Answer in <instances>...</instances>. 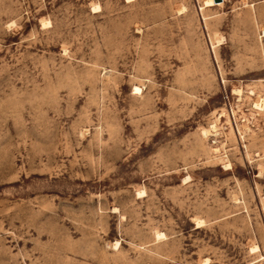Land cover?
<instances>
[{
  "label": "rangeland",
  "instance_id": "rangeland-1",
  "mask_svg": "<svg viewBox=\"0 0 264 264\" xmlns=\"http://www.w3.org/2000/svg\"><path fill=\"white\" fill-rule=\"evenodd\" d=\"M263 29L264 0H0V264H264Z\"/></svg>",
  "mask_w": 264,
  "mask_h": 264
},
{
  "label": "bare ground",
  "instance_id": "bare-ground-1",
  "mask_svg": "<svg viewBox=\"0 0 264 264\" xmlns=\"http://www.w3.org/2000/svg\"><path fill=\"white\" fill-rule=\"evenodd\" d=\"M223 1V0H222ZM222 1H220V2H214V0H205V4H206V6H212V5H219V4H221V2ZM97 6V5H96ZM98 8V6L96 7V8H94V9H97ZM48 23V22H47ZM262 34L264 35V29L262 30ZM133 90L135 91V93H140L141 92V87L140 86H134V88H133ZM235 92H237V93H241V90H236ZM262 101H263V99H261V101L258 103H254V107H258V108H262ZM213 128H215L214 126H212ZM209 129H206V128H201V130H200V132H201V136H202V138H207V136L209 135ZM215 150H217V148L215 149ZM228 165H229V163H228ZM224 167H226V166H224ZM230 167V166H229ZM144 194V193H143ZM201 222H203V221H201ZM198 223H200V222H198ZM201 225V224H200ZM157 235L158 236H160V238L161 237H163V236H161V235H163V234H160V233H157ZM118 242H116L115 243V245L117 244ZM117 246V245H116ZM253 249H255V248H257V246L255 245V246H253L252 247Z\"/></svg>",
  "mask_w": 264,
  "mask_h": 264
},
{
  "label": "water",
  "instance_id": "water-1",
  "mask_svg": "<svg viewBox=\"0 0 264 264\" xmlns=\"http://www.w3.org/2000/svg\"><path fill=\"white\" fill-rule=\"evenodd\" d=\"M220 1H222V0H214V2H220Z\"/></svg>",
  "mask_w": 264,
  "mask_h": 264
}]
</instances>
